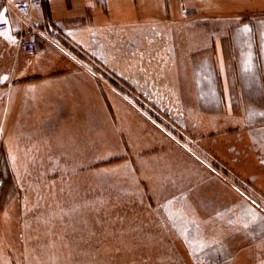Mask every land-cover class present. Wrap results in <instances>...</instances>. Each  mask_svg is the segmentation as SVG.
<instances>
[{
  "label": "rangeland",
  "instance_id": "374dc122",
  "mask_svg": "<svg viewBox=\"0 0 264 264\" xmlns=\"http://www.w3.org/2000/svg\"><path fill=\"white\" fill-rule=\"evenodd\" d=\"M133 42L132 96L172 146L158 147L144 132L134 148L130 135L113 133L112 119L107 141L96 129L93 140L80 133L82 125L70 126L73 138L60 141L59 126L28 131L0 100V228L12 223L20 247L29 242L26 252L14 253V264H264L263 190L246 173V160L255 157H246L241 139L234 141L237 157L228 139L219 150L214 109L187 107L181 77L168 74L176 66L171 34ZM23 131L37 138L23 140ZM182 164L222 169L238 189L209 176L198 187L196 173L175 180Z\"/></svg>",
  "mask_w": 264,
  "mask_h": 264
},
{
  "label": "crops",
  "instance_id": "0c3cea01",
  "mask_svg": "<svg viewBox=\"0 0 264 264\" xmlns=\"http://www.w3.org/2000/svg\"><path fill=\"white\" fill-rule=\"evenodd\" d=\"M16 1L0 0V22L6 23L0 28V100L28 131H45L52 123L65 141L73 138L70 126L82 125L80 133L93 140L96 129L107 141L112 119L117 126L113 133L130 135L134 148L144 132L156 146H172L171 136L156 127L160 124L132 96L137 73L127 64L133 41L171 34L176 66L169 76L181 77L188 108L214 109L219 150L224 152L228 139L229 152L237 157L234 141L244 140L246 157L252 154L257 161L246 160L247 178L264 197V0H48L31 8L27 22L14 7ZM30 27L38 30L35 55L18 48L21 30ZM197 123L205 129L206 118ZM23 133V140L37 138ZM176 169L175 180L188 181L196 173L198 187L209 176L238 189L217 167L216 173L199 164ZM16 237L12 223L0 228V264H14V253L29 247L28 240L25 249L20 247Z\"/></svg>",
  "mask_w": 264,
  "mask_h": 264
},
{
  "label": "built area",
  "instance_id": "2783aa9c",
  "mask_svg": "<svg viewBox=\"0 0 264 264\" xmlns=\"http://www.w3.org/2000/svg\"><path fill=\"white\" fill-rule=\"evenodd\" d=\"M46 1L48 0H17L13 5L19 13L22 22H27L31 8ZM5 26V22H0V28ZM18 48L27 54L35 55L40 48L38 30L33 27L21 30L18 38Z\"/></svg>",
  "mask_w": 264,
  "mask_h": 264
}]
</instances>
